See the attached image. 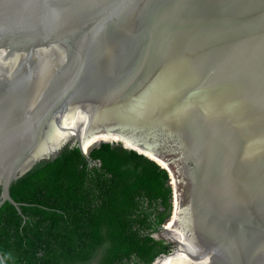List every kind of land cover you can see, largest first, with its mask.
I'll list each match as a JSON object with an SVG mask.
<instances>
[{"label": "water", "instance_id": "water-1", "mask_svg": "<svg viewBox=\"0 0 264 264\" xmlns=\"http://www.w3.org/2000/svg\"><path fill=\"white\" fill-rule=\"evenodd\" d=\"M101 142L172 176L151 264H264V0H0V208Z\"/></svg>", "mask_w": 264, "mask_h": 264}, {"label": "trees", "instance_id": "trees-1", "mask_svg": "<svg viewBox=\"0 0 264 264\" xmlns=\"http://www.w3.org/2000/svg\"><path fill=\"white\" fill-rule=\"evenodd\" d=\"M168 170L101 142L68 154L11 189L0 208V264H151L172 210ZM2 258V259H1Z\"/></svg>", "mask_w": 264, "mask_h": 264}, {"label": "bare ground", "instance_id": "bare-ground-1", "mask_svg": "<svg viewBox=\"0 0 264 264\" xmlns=\"http://www.w3.org/2000/svg\"><path fill=\"white\" fill-rule=\"evenodd\" d=\"M106 136V135H105ZM106 139H110L113 140L111 137H104ZM187 225L186 224H179L175 229V237L180 241V242H190V240L186 239L184 236V230L186 229ZM186 231V230H185ZM184 251V250H183ZM183 251L179 252L178 254H176L173 257H169V258H164L163 260H161L158 264H167L169 263L171 260H173L174 258H176L178 255H180Z\"/></svg>", "mask_w": 264, "mask_h": 264}, {"label": "rangeland", "instance_id": "rangeland-1", "mask_svg": "<svg viewBox=\"0 0 264 264\" xmlns=\"http://www.w3.org/2000/svg\"><path fill=\"white\" fill-rule=\"evenodd\" d=\"M172 177V176H171ZM170 177V185H171V187H172V191H173V184H172V178ZM172 201V210H171V214H172V212H173V208H174V201H173V199L171 200ZM170 214V215H171ZM170 249H171V247H170Z\"/></svg>", "mask_w": 264, "mask_h": 264}, {"label": "flooded vegetation", "instance_id": "flooded-vegetation-1", "mask_svg": "<svg viewBox=\"0 0 264 264\" xmlns=\"http://www.w3.org/2000/svg\"><path fill=\"white\" fill-rule=\"evenodd\" d=\"M158 232V231H157ZM156 233V232H155ZM165 241V240H164Z\"/></svg>", "mask_w": 264, "mask_h": 264}]
</instances>
